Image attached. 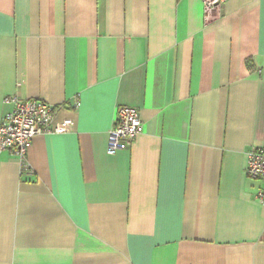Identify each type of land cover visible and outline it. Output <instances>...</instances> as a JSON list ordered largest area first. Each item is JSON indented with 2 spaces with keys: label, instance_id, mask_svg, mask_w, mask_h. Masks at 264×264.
I'll list each match as a JSON object with an SVG mask.
<instances>
[{
  "label": "crops",
  "instance_id": "crops-1",
  "mask_svg": "<svg viewBox=\"0 0 264 264\" xmlns=\"http://www.w3.org/2000/svg\"><path fill=\"white\" fill-rule=\"evenodd\" d=\"M0 0V125L18 95L64 135L0 155V264H264V0ZM76 102L80 103L76 108ZM140 112L107 153L117 109Z\"/></svg>",
  "mask_w": 264,
  "mask_h": 264
},
{
  "label": "built area",
  "instance_id": "built-area-1",
  "mask_svg": "<svg viewBox=\"0 0 264 264\" xmlns=\"http://www.w3.org/2000/svg\"><path fill=\"white\" fill-rule=\"evenodd\" d=\"M230 0H203L205 23L218 20L224 5ZM12 110L5 114L0 125V155L5 151L17 153L23 165L34 139L41 135H64L70 132L73 121L63 120L53 125L57 108L40 100H25L15 95L6 98ZM76 108L80 103L76 102ZM143 130L140 112L132 107L117 109L113 128L109 132L107 153L114 155L129 150ZM246 174L251 180L264 181V148H252L247 154ZM258 202L264 206V190L257 193Z\"/></svg>",
  "mask_w": 264,
  "mask_h": 264
}]
</instances>
